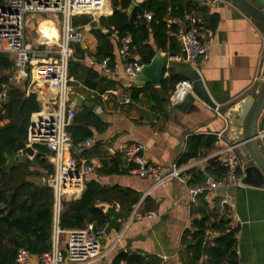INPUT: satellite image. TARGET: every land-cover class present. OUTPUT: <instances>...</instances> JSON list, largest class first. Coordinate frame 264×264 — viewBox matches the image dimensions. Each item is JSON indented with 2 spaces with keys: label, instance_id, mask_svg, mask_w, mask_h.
I'll return each instance as SVG.
<instances>
[{
  "label": "crops",
  "instance_id": "1",
  "mask_svg": "<svg viewBox=\"0 0 264 264\" xmlns=\"http://www.w3.org/2000/svg\"><path fill=\"white\" fill-rule=\"evenodd\" d=\"M112 1L105 0L106 10L100 17L108 18L112 14ZM128 1L129 6L126 13L131 15L135 8L148 0ZM184 2H191L194 5L188 12L195 11L199 21V39L209 54L208 60L199 68V75L210 100L216 105L214 108L196 97L185 112H180L171 105L169 97L177 83L173 87L168 84L165 93L161 88L163 83L169 79L171 72L176 74L175 71L165 69L163 81L158 87L152 83L136 84L135 80L140 74L134 78H127L123 73V62L119 59L120 40L123 37L119 38L116 32L112 34L103 28L98 22L100 17L93 21L95 26L89 23L75 28L82 34L79 44L85 55L82 60L83 64L96 70L101 76L116 81L117 85L115 88L99 94L71 78L69 92L76 93L83 97L84 101L93 104L91 109L101 121V126L98 129L91 128L94 145H99L100 151L106 154L105 161L109 162L116 157L115 159L121 160V164L118 166L117 173H109V167L101 168L102 160L98 157L86 159L80 154L81 150L75 149L76 152H73V147L72 154L70 153L71 157L76 159L79 166H87L89 160L97 165L93 173L85 176L84 182L93 180L103 187L130 189L140 196L138 204L141 212L146 209L147 212L156 213L155 219L144 222L130 219L131 214L124 221L119 219L118 222H122L119 231L106 227L107 236L101 240L102 257L90 264H109L113 255L120 251L139 253L142 256H155L160 264H183L181 239L184 231L189 229L191 224L186 186H193L190 182L196 183L194 180L190 181L188 172L196 170L204 173L208 162L214 160L208 159L209 156L216 149L231 144L235 140L234 132L236 130L231 126L233 118L231 115H227V112L238 110V104L244 98L251 96L255 91L258 94L264 90V25L242 12L231 0H221L219 5L213 8H196L195 0H185ZM170 7L171 5L168 6V11L171 10ZM146 13L152 16L151 12H143L138 18L145 19L143 15ZM81 16L90 17L86 14ZM35 18L38 17L32 18L31 21L34 20L36 23L35 27L32 24L36 38H30L31 34L28 35L27 32L28 44L35 51H45L49 48L47 44L51 45L58 40L55 38L57 35L59 36V28L52 26L57 34H44L47 43L40 41L39 28L46 22L42 17ZM183 18L170 19L169 16L164 18L168 25L175 24L179 29V34L176 35L180 46L178 55L181 54L179 37L187 28ZM30 22L27 25V30L30 28ZM98 26L102 30H98ZM94 30L101 31L111 38L114 44L113 55L115 58L113 68L109 67L110 61L106 66H103L105 59L101 63L94 60L93 55L97 48ZM149 43L153 45L152 39ZM156 52L166 54L160 50ZM73 54L74 50H72L71 57ZM48 58L54 59L57 58V55L37 56L33 59V64H38L40 60ZM129 59L139 62L143 67L147 66L142 64L132 52H130ZM30 69L32 70L31 81L27 91L36 95L40 104L39 112L49 111L52 108L55 93L49 86L38 87L32 76L35 73V67ZM176 76L179 75L176 74ZM9 82L23 88L24 81L15 75L14 69L10 74ZM73 82L75 85H71ZM145 87H148L146 92H142L137 98L132 96V88L145 89ZM110 91H114L116 94L112 95ZM153 93L155 97H153ZM69 99L68 106L72 102V99ZM162 99L167 101L162 103ZM122 100H128V103H122ZM83 107H75L74 114L77 115L81 112ZM215 108H217L216 111ZM263 115L264 110L259 121ZM257 128L259 131L263 130L264 124L258 123ZM218 134H221L220 138L217 137ZM192 135L215 136L216 143L207 154L203 153L197 159L186 163V166H192L185 173L187 185L170 180L153 186L151 180L139 178L130 173L131 169L128 167L132 163L124 158V151L130 146L140 147L138 157L145 162L168 169L177 165L178 157L185 151L186 141ZM257 144L264 156V136L258 139ZM44 156L48 164L47 157L50 156V153L48 152ZM238 156L240 161L238 169L241 172L238 178H240L242 186L235 187L228 192L233 205L228 210L231 227L237 228L238 264H264V188L253 185L251 180L246 178L244 169L247 163L240 152H238ZM98 169L103 172H99ZM122 169H127L128 173H121ZM81 193L71 200L78 199ZM222 194L223 191H219L214 195L205 196V198L211 205L212 197L216 198ZM146 200H148L147 203H145ZM98 207L104 213H108L110 210L117 213L119 210L118 205L113 208L108 203H100Z\"/></svg>",
  "mask_w": 264,
  "mask_h": 264
},
{
  "label": "trees",
  "instance_id": "2",
  "mask_svg": "<svg viewBox=\"0 0 264 264\" xmlns=\"http://www.w3.org/2000/svg\"><path fill=\"white\" fill-rule=\"evenodd\" d=\"M185 0H148L135 8L131 15H127L128 0H113L112 14L100 17L99 24L110 33H117L119 38L130 35L132 43L130 52L139 61L148 65L156 51H162L168 56L180 53V46L176 35L179 34L177 25H168L165 16L170 19H182L194 5ZM184 4L183 6L181 4ZM171 10L168 11V6ZM143 12H151L150 21L138 18ZM141 17V16H140ZM91 23L88 16L73 18L72 27L84 26ZM97 39L96 53L93 55L97 63L109 59V67H114V44L111 38L101 31H93ZM150 39L153 41L151 45ZM73 57L68 60V76L85 88L103 94L116 87V81L101 76L96 70L83 64L84 51L79 43L71 44ZM14 69L13 61L8 53H0V264H14L16 253L24 249L29 254L41 256L50 250L53 233V194L43 184L52 169L41 164L40 156L48 151L41 146H35L37 155L33 159L22 156L26 146L27 130L31 116L40 111V104L36 95L29 93V77L23 83V88L9 82ZM181 78L174 73L162 85L165 93L166 86H174ZM145 89H131L133 97L137 98ZM152 91V88H151ZM153 92V91H152ZM167 93V92H166ZM1 95H4L1 98ZM8 97L7 103H3ZM153 97L154 93H153ZM162 99V103H165ZM100 119L92 109L83 107L74 116L67 132L71 138L73 149L81 150L80 154L86 159L98 157L102 160L101 168L109 167V173H117L120 159L112 158L105 161L106 154L100 151L99 145L83 149L79 145L93 137L91 128L98 129ZM216 143L215 136H189L185 151L178 157L177 165H184L192 159L211 151ZM72 154V153H71ZM75 156V155H73ZM77 156V155H76ZM134 168L130 164L128 169ZM99 172H103L98 169ZM128 173L127 169L120 171ZM214 179H224L226 169L220 162L210 160L205 169ZM191 185L203 182V173L190 170ZM237 176L241 175L237 169ZM140 196L130 189L119 187H103L96 181L84 182L80 197L76 200L62 202L59 213L58 226L61 230L84 229L93 224L97 228L110 227L119 231L122 222L126 220L138 205ZM148 200L145 201L147 203ZM100 203H108L113 208L118 205V212L110 210L104 213L98 207ZM220 199L214 198L210 205L205 196H200L197 205L190 207L191 224L185 230L181 239V258L183 264H238L237 256V228L231 227L230 213L227 208L223 212L219 208ZM147 212L146 209L142 213ZM109 264H160L155 256H142L134 252H117Z\"/></svg>",
  "mask_w": 264,
  "mask_h": 264
},
{
  "label": "built area",
  "instance_id": "3",
  "mask_svg": "<svg viewBox=\"0 0 264 264\" xmlns=\"http://www.w3.org/2000/svg\"><path fill=\"white\" fill-rule=\"evenodd\" d=\"M220 2L221 0H195L196 8H213ZM105 10V0H3L0 3V53L10 55L14 73L20 80L26 81L32 73L30 68L35 67L32 76L36 85L41 88L49 86L55 93L51 110L31 116L25 146L34 150L35 146H41L50 153L47 159L52 165V173L43 180V184L53 194V233L50 250L41 256H34L24 249H19L14 264H90L102 257L101 240L107 236L106 227L97 228L89 224L84 229L61 230L58 219L62 202L78 196L83 191L85 176L93 173L97 167L92 160L88 161L87 166H79L70 154L72 143L67 127L75 114L68 106L72 95L69 92V84L72 80L68 76L67 65L72 55L71 44L80 43L82 37L81 32L72 27L71 21L85 14L89 15L92 21H96ZM34 17L45 18V22L51 27L59 28L58 40L51 45L47 44L49 48L45 51H35L28 44L27 25ZM143 17L151 20L152 16L146 13ZM183 21L187 28L179 37L181 54L171 59L189 64L191 69L199 74V68L208 60L209 54L199 39V21L195 11L187 12ZM131 43L130 36H124L120 40L119 59L123 62V73L127 78L136 77L143 68L139 62L129 59ZM36 55H57V58H48L33 64ZM108 61L109 59H105L103 66H106ZM110 94L116 93L110 91ZM189 94H193L191 82L181 79L170 94L169 102L176 106ZM3 97L4 95H1V98ZM122 103H128V100H122ZM259 134V138H262L264 129ZM217 137L220 138L221 134ZM233 142L216 149L208 158L220 162L226 169L224 179L218 181L204 172L203 182L193 186H188L185 178V173L192 166L173 165L166 169L147 163L138 157L140 147L136 145L124 151V158L134 165L130 173L151 180L153 186L170 180L187 185L186 198L189 208L197 205L200 196H210L223 191V194L217 197L220 199V211L223 212L224 208L230 210L233 206L229 190L242 186L240 178L236 175L240 164L239 151ZM94 143L90 138L79 146L89 148ZM155 218V212L142 213L139 204L134 207L130 216V219L137 222Z\"/></svg>",
  "mask_w": 264,
  "mask_h": 264
},
{
  "label": "water",
  "instance_id": "4",
  "mask_svg": "<svg viewBox=\"0 0 264 264\" xmlns=\"http://www.w3.org/2000/svg\"><path fill=\"white\" fill-rule=\"evenodd\" d=\"M231 1L250 18L264 25V0ZM2 2L3 0H0V3ZM132 7H134V4H132ZM97 29L102 30L100 26H98ZM108 36H110V34H108ZM165 69L175 71L182 79L188 80L192 84L193 94H189L182 103L176 105L175 108L177 110L185 112L187 107L193 103L195 97L212 108L216 107L210 100L200 75L191 69L189 64L175 62L167 54H162L161 52H156L151 63L142 68L135 83L139 85L152 83L154 86L158 87L163 81ZM255 92L251 96L244 98L238 104V110H230L227 112V115L229 114L232 116L233 120L231 121V126L236 130V132H234L235 140L233 145L242 154L247 163L244 169L246 178L251 180L253 185L264 188V156L260 152L257 144L260 136L257 124H264V115L259 121V117L264 110V90L258 94ZM71 99L70 109L80 106L90 109L93 108L92 103L84 101L83 97L76 93H72ZM7 101L8 97H5L3 103L5 104ZM73 152H76V150L74 149ZM21 155L27 158H34L37 153L33 148L26 147L22 150ZM40 160L42 165L52 169V165L46 163V157L44 155L40 156Z\"/></svg>",
  "mask_w": 264,
  "mask_h": 264
},
{
  "label": "bare ground",
  "instance_id": "5",
  "mask_svg": "<svg viewBox=\"0 0 264 264\" xmlns=\"http://www.w3.org/2000/svg\"><path fill=\"white\" fill-rule=\"evenodd\" d=\"M39 31H40V41H43L45 43H47V42H46V37L44 34L56 33V30L54 28H52L51 26H49V23H47V22L45 25H40Z\"/></svg>",
  "mask_w": 264,
  "mask_h": 264
},
{
  "label": "rangeland",
  "instance_id": "6",
  "mask_svg": "<svg viewBox=\"0 0 264 264\" xmlns=\"http://www.w3.org/2000/svg\"><path fill=\"white\" fill-rule=\"evenodd\" d=\"M41 17H38V18H35V19H40ZM45 19V18H44ZM31 21V19L28 21V24H29V22ZM32 24L34 25V27H35V21L34 20H32L31 22H30V28L27 30V32H28V35L29 34H31L30 35V38H33V39H35L36 38V36H35V33H34V31L32 30ZM56 40L58 39V35H57V37L55 38ZM71 85H75V83L73 82V83H71ZM213 199L212 200H214V198L215 197H212Z\"/></svg>",
  "mask_w": 264,
  "mask_h": 264
}]
</instances>
